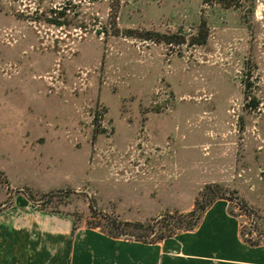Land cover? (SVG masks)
Segmentation results:
<instances>
[{
    "label": "rangeland",
    "instance_id": "1",
    "mask_svg": "<svg viewBox=\"0 0 264 264\" xmlns=\"http://www.w3.org/2000/svg\"><path fill=\"white\" fill-rule=\"evenodd\" d=\"M219 1L0 0V219L168 234L219 184L236 239L264 233V0ZM27 189L67 193L40 208ZM176 235L156 264H186Z\"/></svg>",
    "mask_w": 264,
    "mask_h": 264
},
{
    "label": "crops",
    "instance_id": "2",
    "mask_svg": "<svg viewBox=\"0 0 264 264\" xmlns=\"http://www.w3.org/2000/svg\"><path fill=\"white\" fill-rule=\"evenodd\" d=\"M39 136L30 141H39ZM16 215L0 219V264H156L155 246L177 236L144 243L112 237L99 228L61 223L36 209L19 210ZM236 222L224 199L216 200L194 230L182 232L190 235L181 237V248L170 250L172 256L181 254L186 264L193 259L213 264H264V243L249 246L240 232L237 240Z\"/></svg>",
    "mask_w": 264,
    "mask_h": 264
},
{
    "label": "trees",
    "instance_id": "3",
    "mask_svg": "<svg viewBox=\"0 0 264 264\" xmlns=\"http://www.w3.org/2000/svg\"><path fill=\"white\" fill-rule=\"evenodd\" d=\"M208 0H205L207 2ZM234 0H220L219 2L223 4L226 7H230L232 5L237 6V4L232 3ZM238 7V6H237ZM240 7V6H239ZM253 11V10H252ZM51 12L55 13L53 9H51ZM60 15H64L63 11L59 12ZM56 24H61L60 21H55ZM134 31L128 30L127 35L133 36ZM154 33L151 31H147L145 34H143L141 37L144 39L151 40L153 39ZM157 36H159L156 33ZM168 43L172 42L171 38L167 39ZM257 104H255L256 106ZM2 173H0L1 176ZM18 193L23 194L26 198L31 200L32 202H35L40 208L45 207L47 204L53 203L54 200L58 197V194L61 193H67V191H64L63 189L59 190H52L47 193L42 194L40 197H36L37 195L31 193L30 190L24 191H18ZM200 200L195 201V206L192 211H189L185 214H166L162 220L159 221L160 227H168L169 233H158L156 231L155 226L151 225H144L142 223H130V222H119L117 219L107 215L106 213H101L100 217L102 220H104L107 223V228L104 229L99 224H96L94 226H90L93 228H100L101 231H103L105 234L116 237V238H125V239H131L136 240L144 243H156L159 241H163L169 237H172L176 234L177 231H191L194 230L201 222L204 214L209 209V207L212 205L213 202H215L218 199H226L228 201L232 200V196L226 194L224 189L219 184H207L204 186V188L200 192ZM235 198V197H234ZM242 206L247 207L246 203H243L241 199L235 198ZM58 200V199H57ZM250 209V207H247ZM229 214L233 215L232 212L229 210ZM236 217V216H235ZM163 223V225H162ZM254 230L257 233V238H246L243 235V232L240 231L241 238L245 243H247L249 246H258L262 243H264V233H261V231L256 227V219L253 220Z\"/></svg>",
    "mask_w": 264,
    "mask_h": 264
},
{
    "label": "water",
    "instance_id": "4",
    "mask_svg": "<svg viewBox=\"0 0 264 264\" xmlns=\"http://www.w3.org/2000/svg\"><path fill=\"white\" fill-rule=\"evenodd\" d=\"M78 191H83V190H81V189H78ZM89 196H91V195L89 194Z\"/></svg>",
    "mask_w": 264,
    "mask_h": 264
}]
</instances>
